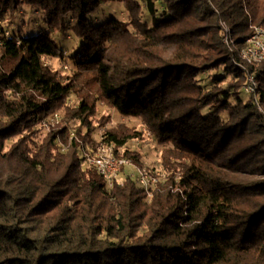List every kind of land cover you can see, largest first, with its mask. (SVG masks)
I'll list each match as a JSON object with an SVG mask.
<instances>
[{"label": "trees", "instance_id": "obj_1", "mask_svg": "<svg viewBox=\"0 0 264 264\" xmlns=\"http://www.w3.org/2000/svg\"><path fill=\"white\" fill-rule=\"evenodd\" d=\"M112 1L126 19L94 24ZM24 7L49 31L13 32ZM254 27L264 0H0V264H264V60L240 55ZM68 31L70 56L52 38ZM100 104L141 129L108 126ZM146 133L162 173L148 190L85 162L112 143L143 168L129 143Z\"/></svg>", "mask_w": 264, "mask_h": 264}, {"label": "rangeland", "instance_id": "obj_2", "mask_svg": "<svg viewBox=\"0 0 264 264\" xmlns=\"http://www.w3.org/2000/svg\"><path fill=\"white\" fill-rule=\"evenodd\" d=\"M29 8L27 7L21 8L19 11L21 13L14 15L12 18H10L9 14H6L5 23L7 24L10 21L9 28L13 32L19 33L24 38L37 35L38 33L41 32L42 33L48 32L49 30L44 14H42V12L37 9L31 10L35 8L32 7ZM90 18L93 20L94 24H98L109 18L125 20L126 15L124 13L123 6L116 1H112L107 4H102L90 16ZM69 23H71V20H69ZM253 33H254V28H253ZM52 38L59 47L66 50L67 56L73 54L81 44V40L75 37L73 33L70 31L66 32L64 36H62V34H60L59 32L52 33ZM47 63L53 69L57 70L61 76H67L73 74V68L69 64V62L66 61L61 62L54 59H48ZM219 73L221 74V72ZM213 74L205 73L202 74L201 76H198L200 85L202 84L205 86H210L211 80L213 78ZM75 102H76L75 98L72 97L70 103L73 104ZM56 115L58 116L57 119L59 120L61 116L59 114ZM106 116L110 117V123L108 124V126H112L117 123H125L129 127H135L141 129V123L138 119L122 117L115 110L109 109L103 104H100L98 106V118L106 117ZM142 131H144L143 133L146 132L144 129H142ZM97 135H99V131ZM145 135L146 136H144L143 140L132 141L129 143V146L132 150L138 151V153L141 155L143 168L148 170H154L155 172H158L160 175H162L161 167H160L161 146L156 144L152 140L150 135H148L147 133ZM124 172L128 174L133 173L134 172L133 167H125ZM123 176L121 175L119 177L120 181L122 180Z\"/></svg>", "mask_w": 264, "mask_h": 264}, {"label": "built area", "instance_id": "obj_3", "mask_svg": "<svg viewBox=\"0 0 264 264\" xmlns=\"http://www.w3.org/2000/svg\"><path fill=\"white\" fill-rule=\"evenodd\" d=\"M241 57L247 62L264 60V29L254 27L253 35L247 40V46L241 51ZM249 92L256 90L255 83L247 89ZM57 119L58 116L56 115ZM85 162L93 166L108 187H112L118 181L122 167H133L134 172L129 176L143 189L148 190L157 183L160 174L150 173L148 169L136 166L127 158L115 154V145L112 143L100 144L92 154H85Z\"/></svg>", "mask_w": 264, "mask_h": 264}]
</instances>
